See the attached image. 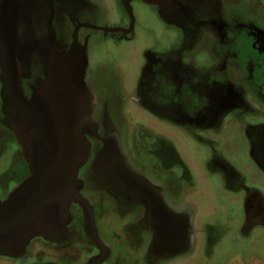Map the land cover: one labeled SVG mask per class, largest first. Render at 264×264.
Returning <instances> with one entry per match:
<instances>
[{
    "label": "rangeland",
    "instance_id": "374dc122",
    "mask_svg": "<svg viewBox=\"0 0 264 264\" xmlns=\"http://www.w3.org/2000/svg\"><path fill=\"white\" fill-rule=\"evenodd\" d=\"M2 18L0 264H264V0H0ZM3 41L28 102L66 62L79 102L62 170L39 176L53 145L5 84ZM160 57L231 83L242 126L208 179L129 93Z\"/></svg>",
    "mask_w": 264,
    "mask_h": 264
},
{
    "label": "flooded vegetation",
    "instance_id": "af4514ba",
    "mask_svg": "<svg viewBox=\"0 0 264 264\" xmlns=\"http://www.w3.org/2000/svg\"><path fill=\"white\" fill-rule=\"evenodd\" d=\"M162 61L160 57L155 63L146 64L133 96L145 112L178 133L180 142L176 141L171 132L169 137L165 136V140L158 142L159 146L168 148V140L177 144L176 148L182 147V144L208 146L209 159L217 155L215 165L224 169L226 164L220 154L222 149L218 145L223 143V136L226 138L231 122L242 126V120L231 115L233 108L229 95L231 83L226 79H211L206 74L194 72L190 68L181 69L180 65H168ZM245 130L244 128L243 131ZM251 131L256 136H264V126H253ZM255 138L252 136L254 143ZM144 144H147V138ZM162 153L165 154L167 161L173 159L167 156L166 151ZM223 175L225 178L228 177L226 174Z\"/></svg>",
    "mask_w": 264,
    "mask_h": 264
},
{
    "label": "water",
    "instance_id": "95a60500",
    "mask_svg": "<svg viewBox=\"0 0 264 264\" xmlns=\"http://www.w3.org/2000/svg\"><path fill=\"white\" fill-rule=\"evenodd\" d=\"M0 24L4 29L5 21L0 19ZM3 41L6 62L4 70V80L8 90H10L15 103L23 110L36 116L41 125L44 135L48 137L53 145V152L45 155V160L39 166V176L44 173L51 174L65 168L64 163L71 157L74 158V148L71 138V127L76 123L78 116L72 108H75L76 101L74 96L68 94V87L56 85V78L46 85L40 95L36 96L31 102L26 101L17 88L16 78L12 59L8 56V49L5 48ZM61 77V76H60ZM59 77V78H60ZM13 87V89H12ZM73 99L72 101L69 100ZM67 164V163H66Z\"/></svg>",
    "mask_w": 264,
    "mask_h": 264
},
{
    "label": "crops",
    "instance_id": "0c3cea01",
    "mask_svg": "<svg viewBox=\"0 0 264 264\" xmlns=\"http://www.w3.org/2000/svg\"><path fill=\"white\" fill-rule=\"evenodd\" d=\"M64 61L65 60H63V61L60 60L59 62H54L52 64V65H61V66L57 67L56 70H53V73L50 76L49 81H48V83L46 85L50 84L51 80L53 78H56V81H55L56 85H65V86H67L69 88L67 90L68 94L75 97L74 100L70 99V98H69V100L70 101H72V100L76 101V106L75 107L78 109V106H77V103L79 102L78 94L75 91V89L73 88L69 77L67 76V73H66V70H65V66H64L66 62L64 63ZM132 88H133V91H129V93L132 92L131 95L134 96L135 88H134V86ZM39 95H40V92L36 96H39ZM74 109L75 108H72V110H74ZM150 117L155 119L153 116H150ZM154 123L156 124L157 127H159L160 131H162V130L168 131V126H166L163 122L155 119ZM72 127H71V129H72ZM172 133L175 136L176 141L180 142V138L178 136V133H176L175 130ZM181 142H182V140H181ZM182 145H183L182 147H179L182 150V153L183 152L184 153H188L189 150H191V149H192L193 153H195L194 155H192V154L190 155L191 158L190 157H186L185 154L183 153V158L185 159L187 164H189L192 167V169H194L193 170V176L194 175H199V176L201 175V177L208 179V176H210L211 172H208V170L206 171L204 168H205L206 162L209 159V155H210L209 148L207 146H204V145H201V144H192V145H184V144H182ZM73 148H75V147L73 146ZM193 165H196V167L194 168ZM203 239H204V237H203Z\"/></svg>",
    "mask_w": 264,
    "mask_h": 264
}]
</instances>
